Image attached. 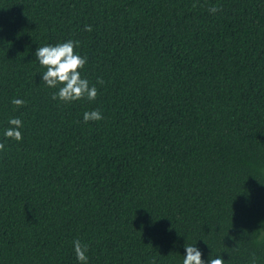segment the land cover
Masks as SVG:
<instances>
[{
    "label": "trees",
    "instance_id": "1",
    "mask_svg": "<svg viewBox=\"0 0 264 264\" xmlns=\"http://www.w3.org/2000/svg\"><path fill=\"white\" fill-rule=\"evenodd\" d=\"M69 39L94 101L41 80ZM0 143V264H264V0H0Z\"/></svg>",
    "mask_w": 264,
    "mask_h": 264
},
{
    "label": "clouds",
    "instance_id": "2",
    "mask_svg": "<svg viewBox=\"0 0 264 264\" xmlns=\"http://www.w3.org/2000/svg\"><path fill=\"white\" fill-rule=\"evenodd\" d=\"M196 7V3L193 4ZM209 12L215 14L220 11L219 6L213 5ZM86 31H92L90 25L85 26ZM80 41L67 40L58 42L55 45L46 44L39 46L35 51V57L40 65L46 69L41 73V80L51 89H57L52 93L53 100H59L65 104L74 101L87 99L94 101L98 95V90L95 85H90L86 78H82L80 69L87 63V57L79 55L75 49L79 47ZM98 84H103L104 81L97 78ZM22 99H13L12 104L17 107L24 105ZM103 119V115L99 109L86 111L83 114L85 123L89 121H99ZM10 127L5 129L4 136L16 141L22 140L20 129L23 127L22 121L17 117L9 119ZM5 145L0 143V150H3ZM74 252L80 264H87L88 247L82 244L79 239L73 241ZM183 264H224L221 257L212 258L210 255L207 260L203 258L202 251L194 245H185V254Z\"/></svg>",
    "mask_w": 264,
    "mask_h": 264
}]
</instances>
